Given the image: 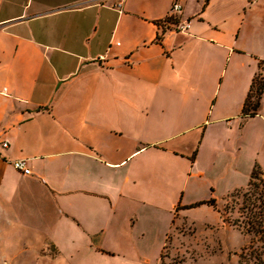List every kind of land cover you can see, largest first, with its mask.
I'll use <instances>...</instances> for the list:
<instances>
[{
  "label": "crops",
  "instance_id": "obj_1",
  "mask_svg": "<svg viewBox=\"0 0 264 264\" xmlns=\"http://www.w3.org/2000/svg\"><path fill=\"white\" fill-rule=\"evenodd\" d=\"M175 1L0 0V264H148L146 221L264 177V0Z\"/></svg>",
  "mask_w": 264,
  "mask_h": 264
},
{
  "label": "rangeland",
  "instance_id": "obj_2",
  "mask_svg": "<svg viewBox=\"0 0 264 264\" xmlns=\"http://www.w3.org/2000/svg\"><path fill=\"white\" fill-rule=\"evenodd\" d=\"M230 204L231 201L225 198L224 201L220 199L215 208L206 205L208 209L193 208L187 213L175 211L173 223L170 220L167 226L166 215L146 221L148 233L142 245L148 264L249 263V237L225 222L219 213H223L227 219L237 217L235 212H225L226 206ZM169 225L170 230L166 232ZM258 247V244H254L252 249ZM70 263L71 259L65 257L62 264Z\"/></svg>",
  "mask_w": 264,
  "mask_h": 264
},
{
  "label": "trees",
  "instance_id": "obj_3",
  "mask_svg": "<svg viewBox=\"0 0 264 264\" xmlns=\"http://www.w3.org/2000/svg\"><path fill=\"white\" fill-rule=\"evenodd\" d=\"M260 65L263 66L262 72L256 74L252 80L250 90L242 107L243 117L256 115L260 106L264 92V64L261 63ZM225 198L231 201V204L226 206L225 212H235L237 217L227 219L223 213H219L225 222L249 237L248 251L250 252H248V259H251V261L246 264H264V177L260 167L255 166L253 168L245 188L235 190ZM200 205H208L215 208L216 201L210 199L190 207ZM254 244H258V249H252Z\"/></svg>",
  "mask_w": 264,
  "mask_h": 264
},
{
  "label": "built area",
  "instance_id": "obj_4",
  "mask_svg": "<svg viewBox=\"0 0 264 264\" xmlns=\"http://www.w3.org/2000/svg\"><path fill=\"white\" fill-rule=\"evenodd\" d=\"M120 6V5H119ZM182 10V4L180 2V0H176L171 8V16L173 17L174 15L180 14ZM189 23H183L178 25V30L180 31H187L189 28ZM3 147H7L8 144L6 142H4L2 144ZM12 166L14 167V169L18 172H20L21 174L25 175V176H29L31 175V170L28 168L27 166V162L24 159H19V160H15L12 162Z\"/></svg>",
  "mask_w": 264,
  "mask_h": 264
}]
</instances>
